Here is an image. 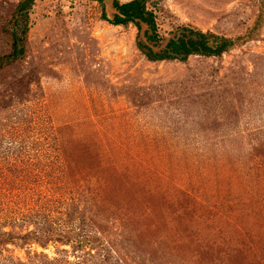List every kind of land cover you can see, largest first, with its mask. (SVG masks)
Wrapping results in <instances>:
<instances>
[{
    "label": "rangeland",
    "instance_id": "374dc122",
    "mask_svg": "<svg viewBox=\"0 0 264 264\" xmlns=\"http://www.w3.org/2000/svg\"><path fill=\"white\" fill-rule=\"evenodd\" d=\"M114 1L35 0L12 59L0 0V264H264V0H149L155 51L235 41L183 62Z\"/></svg>",
    "mask_w": 264,
    "mask_h": 264
},
{
    "label": "trees",
    "instance_id": "16d2710c",
    "mask_svg": "<svg viewBox=\"0 0 264 264\" xmlns=\"http://www.w3.org/2000/svg\"><path fill=\"white\" fill-rule=\"evenodd\" d=\"M100 1L101 0H94ZM35 0H21L17 6L14 15V29H13V49L10 54L12 59H20L25 54L24 41L27 32V23L29 19V10H31ZM149 0H132L127 3H120L118 0L114 1V8L117 14L114 15L112 20L107 19L111 25L115 26H127L129 24L135 25L141 29V24L148 26L146 38L153 44L143 41L139 42V48L146 53L147 58L152 62L159 61H186L188 57L192 55H201L204 57H221L225 53L229 52L235 45V41L219 37L212 33L204 34L202 32H196L197 38L191 39L185 36L179 40L171 39L166 46L162 49L160 46V37L156 32L155 17L151 11L147 8ZM9 244L15 245V240L12 235L8 236ZM28 237L20 239L26 240Z\"/></svg>",
    "mask_w": 264,
    "mask_h": 264
}]
</instances>
